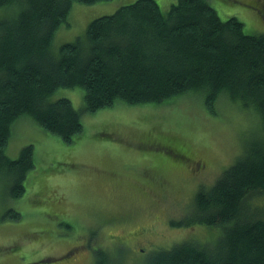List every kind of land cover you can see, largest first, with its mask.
I'll use <instances>...</instances> for the list:
<instances>
[{
  "label": "trees",
  "instance_id": "obj_1",
  "mask_svg": "<svg viewBox=\"0 0 264 264\" xmlns=\"http://www.w3.org/2000/svg\"><path fill=\"white\" fill-rule=\"evenodd\" d=\"M105 1L0 0V7L18 4L13 15L0 19V171L9 176L12 197L24 193L34 166L32 144L15 158L4 152L21 118L69 144L83 131L82 112L95 113L117 101L161 103L194 91L203 95L211 113L221 94L254 109L264 134V33L245 32L235 16L221 19L208 0H175L166 12L156 0H134L91 19L83 37L51 50L73 2ZM263 5L257 3L264 22ZM61 87L83 90L82 110L67 97L49 100ZM158 147L179 155L170 144ZM141 171L151 178L158 175ZM260 193L264 137L249 143L212 185L201 186L192 198L193 213L184 224L220 226L216 241L183 240L158 248L146 264H264V211L252 210L247 202ZM5 216L20 215L9 209ZM96 255V264L109 263L105 250L99 248Z\"/></svg>",
  "mask_w": 264,
  "mask_h": 264
},
{
  "label": "rangeland",
  "instance_id": "obj_2",
  "mask_svg": "<svg viewBox=\"0 0 264 264\" xmlns=\"http://www.w3.org/2000/svg\"><path fill=\"white\" fill-rule=\"evenodd\" d=\"M133 1L73 2L51 50L83 37L91 19ZM208 1L221 19L235 16L245 32L264 33L257 7L264 0ZM156 2L166 12L175 0ZM17 9V3L1 6L0 19ZM83 95L79 87H61L49 100L67 97L82 110ZM214 107L209 112L203 95L194 91L161 103L117 101L95 113L82 112L83 131L69 144L28 118L19 119L4 152L15 158L32 144L34 166L19 197L10 196L9 176L0 171V264H96L99 248L107 252L108 264H146L152 251L183 240L214 243L220 226L184 224L193 213L192 198L249 143L264 137L254 109L223 94ZM167 144L179 155L158 147ZM143 168L158 175H143ZM247 202L264 211V194ZM9 209L20 216L4 217ZM134 233L139 238H132Z\"/></svg>",
  "mask_w": 264,
  "mask_h": 264
}]
</instances>
